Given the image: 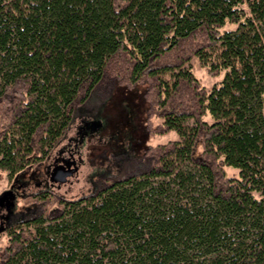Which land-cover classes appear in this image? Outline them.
<instances>
[{
    "label": "trees",
    "instance_id": "trees-1",
    "mask_svg": "<svg viewBox=\"0 0 264 264\" xmlns=\"http://www.w3.org/2000/svg\"><path fill=\"white\" fill-rule=\"evenodd\" d=\"M139 84L150 134L178 140L43 195L0 264H264V0H0V171L48 156L94 92Z\"/></svg>",
    "mask_w": 264,
    "mask_h": 264
},
{
    "label": "rangeland",
    "instance_id": "rangeland-1",
    "mask_svg": "<svg viewBox=\"0 0 264 264\" xmlns=\"http://www.w3.org/2000/svg\"><path fill=\"white\" fill-rule=\"evenodd\" d=\"M188 66L206 89H210L215 82L221 79V77H211L195 59L191 60ZM144 89V85L141 84L132 88L116 86L108 91L98 90L91 95L83 111L80 112L84 116L99 117L103 124L105 137L102 142L97 139L89 142L87 148L82 151V165L77 175L70 183L61 187H53L50 193H44L43 195H47L46 198H52L53 195L72 198L88 193L99 185L101 178L105 176L118 177L136 171L137 163L148 147L178 140V134L174 130L164 135L150 134L146 119L147 101L144 98ZM152 122L155 125L161 121L153 119ZM186 123L191 125L192 121L188 120ZM101 153L105 159L103 161L98 159ZM233 172L227 169L228 175ZM10 182L8 173L0 171V192L7 189ZM197 194L198 192H195V195ZM197 199H201L199 194ZM40 202H42L41 197L27 198L19 200L18 204L32 208L34 205L36 209ZM54 206L58 205L54 203ZM60 208L61 206L58 207ZM8 235L9 232L0 234V248L8 245Z\"/></svg>",
    "mask_w": 264,
    "mask_h": 264
},
{
    "label": "flooded vegetation",
    "instance_id": "flooded-vegetation-1",
    "mask_svg": "<svg viewBox=\"0 0 264 264\" xmlns=\"http://www.w3.org/2000/svg\"><path fill=\"white\" fill-rule=\"evenodd\" d=\"M99 117L78 115L72 122L67 139L59 144L48 156L33 167H28L18 173L10 175V184L0 192V234L10 232L19 225H23L24 214L31 208L28 205H19V200L27 198L38 199L44 193H50L53 187H61L71 182L82 165V151L89 142L97 139L102 142L105 137L103 126L98 127ZM70 133V135H69ZM99 154V160H105ZM76 172L64 183L56 182L69 168ZM14 203V208H12Z\"/></svg>",
    "mask_w": 264,
    "mask_h": 264
},
{
    "label": "water",
    "instance_id": "water-1",
    "mask_svg": "<svg viewBox=\"0 0 264 264\" xmlns=\"http://www.w3.org/2000/svg\"><path fill=\"white\" fill-rule=\"evenodd\" d=\"M98 123V127L101 128L102 127V121L98 120L96 121ZM76 167L75 168H69L68 170H66L65 173H63L61 175V177L59 179H56V182L58 183H64L67 181V179L71 176V174H73L74 172H76ZM12 208H14V203H12Z\"/></svg>",
    "mask_w": 264,
    "mask_h": 264
}]
</instances>
